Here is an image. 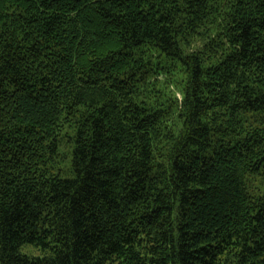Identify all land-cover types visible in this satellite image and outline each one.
I'll list each match as a JSON object with an SVG mask.
<instances>
[{
  "label": "trees",
  "instance_id": "1",
  "mask_svg": "<svg viewBox=\"0 0 264 264\" xmlns=\"http://www.w3.org/2000/svg\"><path fill=\"white\" fill-rule=\"evenodd\" d=\"M0 264H264V0H0Z\"/></svg>",
  "mask_w": 264,
  "mask_h": 264
},
{
  "label": "rangeland",
  "instance_id": "2",
  "mask_svg": "<svg viewBox=\"0 0 264 264\" xmlns=\"http://www.w3.org/2000/svg\"><path fill=\"white\" fill-rule=\"evenodd\" d=\"M171 91H173V88L171 89ZM179 98V97H178ZM180 99V98H179Z\"/></svg>",
  "mask_w": 264,
  "mask_h": 264
}]
</instances>
